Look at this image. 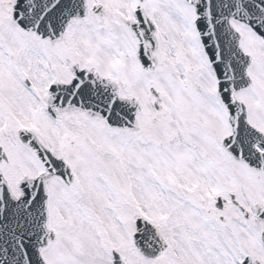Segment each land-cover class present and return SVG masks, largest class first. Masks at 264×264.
<instances>
[{"label":"snow or ice","instance_id":"1","mask_svg":"<svg viewBox=\"0 0 264 264\" xmlns=\"http://www.w3.org/2000/svg\"><path fill=\"white\" fill-rule=\"evenodd\" d=\"M0 264H264V0H0Z\"/></svg>","mask_w":264,"mask_h":264}]
</instances>
